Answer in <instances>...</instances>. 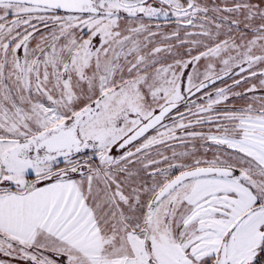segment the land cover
Returning a JSON list of instances; mask_svg holds the SVG:
<instances>
[{"label": "snow or ice", "instance_id": "obj_1", "mask_svg": "<svg viewBox=\"0 0 264 264\" xmlns=\"http://www.w3.org/2000/svg\"><path fill=\"white\" fill-rule=\"evenodd\" d=\"M0 264H264V0H0Z\"/></svg>", "mask_w": 264, "mask_h": 264}]
</instances>
